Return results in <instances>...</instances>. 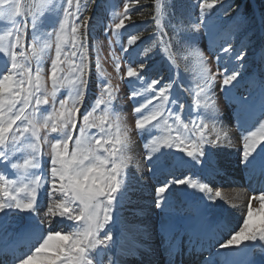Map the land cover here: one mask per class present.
Listing matches in <instances>:
<instances>
[{
  "label": "snow or ice",
  "instance_id": "1",
  "mask_svg": "<svg viewBox=\"0 0 264 264\" xmlns=\"http://www.w3.org/2000/svg\"><path fill=\"white\" fill-rule=\"evenodd\" d=\"M253 0H249L248 12L245 13L240 5L234 8L229 5L230 11L226 19L230 22L232 29L249 30L245 32L248 38L247 43L241 45L238 50L233 43L223 46L217 43L221 34L220 25L213 19L212 10L217 0H197L199 6V23L193 24V30H188L187 42L193 47L201 66V86L197 94L202 98L203 107L211 114L216 121L221 117L217 111V98L213 93L219 77V90L221 93H228L226 99H230L238 108L244 109L250 105V101L244 97L235 96L233 89L240 84L242 69L248 53L246 49L251 44V36L254 33L249 25L259 22L264 29V0L259 2V16L256 9L252 8ZM41 9L39 15L30 11L31 15V39L29 56L25 52L28 39V29L15 27V39L4 42L0 36V54L7 58L5 65L6 72L0 77V168H22L28 174L24 177L26 183L14 187L13 181H7L4 175H0V220L3 217L14 213L27 214L39 223L32 224L30 236L25 241L27 247L19 255H12L10 261L0 259V264H125L120 251V241L117 235V225L122 219L117 215V210L125 207L130 202L129 193L134 189L129 187L131 174L128 169L132 163L129 151L130 130L119 122L120 114L116 109L120 106L113 102L117 100L119 88L111 81L102 85V92L107 99H97L92 111L88 110L87 97L91 84V69L89 63V51L87 44L88 31L91 17L84 16L78 23L77 20L87 11V5L77 3L75 11H72L73 2L67 0V6L57 3L56 0H41L37 6ZM124 12L120 14L119 22L114 24V29L120 30L125 27V19L131 10L128 3L123 5ZM159 7V5H158ZM223 7V5H221ZM63 12L61 17L60 13ZM21 13L19 0H0V18H7L14 26L16 17ZM239 17V20H237ZM51 19L52 31L43 33L42 29L48 26L46 21ZM159 26V18L154 17ZM196 19V18H193ZM56 21L59 27L55 26ZM70 28V33H69ZM55 36V55L51 58L50 69L47 80L51 81V89L47 87V80L39 65L41 54L52 47V36ZM42 37H46L41 45ZM141 37L130 35L127 45L121 44L123 55L115 57L113 63L117 73L121 70L119 60L128 57L130 47L135 45ZM207 40L205 47L209 55H215L218 66L217 72H212L204 65L210 63L206 60L195 45ZM71 44L75 49L69 55L64 51L66 45ZM119 43V41H116ZM112 46V41L109 47ZM99 52V49H97ZM231 53L219 70V65L224 57L221 55ZM154 54L151 46L145 47L140 54L145 62L140 63L138 68L127 67L125 76L142 80L146 84V91L152 95L151 100L144 98L143 103L132 109L135 116V129L141 133L148 132L151 123L157 117L164 118V105L171 103L176 105L178 98H171L170 93L177 84H180L179 69L176 75L171 77L170 83L163 84V77L152 79L148 82L144 73L148 69V59ZM264 61V42L254 52ZM37 60L35 72L29 66L30 60ZM71 58L72 62L69 63ZM72 72V78L67 80L69 95L59 99L57 107V92L65 85L63 75L64 65ZM97 68L100 67L99 58L96 61ZM239 65V67H237ZM171 70V66H169ZM261 72H264V63L260 64ZM139 93L133 90L130 99L136 103ZM159 100L158 107L148 111L152 101ZM200 101H198V104ZM104 104L102 115L95 116L96 108ZM51 105V111L43 115L42 106ZM260 106L264 109V81L260 85ZM179 108H185L179 104ZM144 110V111H142ZM148 112V114H144ZM110 113L115 116L113 124ZM82 116V121H81ZM223 119L231 120V114L225 108ZM178 124L181 122L180 115L175 116ZM186 129L188 125H183ZM200 125L194 119L193 129ZM113 127L115 133L113 134ZM264 128V124L261 125ZM95 128L100 132L99 137H90L88 129ZM79 135H75L76 132ZM225 138L228 132H224ZM188 140V143L185 141ZM217 140H206L201 134L198 139L190 140L178 135L174 138L165 139L159 147H153L150 154L145 157L148 161L153 176H158L160 157L164 156V148L171 150L173 147L180 152L186 153L191 161L201 163L205 156V145H217ZM155 145L156 141L153 139ZM145 147H148L145 145ZM49 149L45 152L44 149ZM27 149L28 157L23 160L22 165L13 163V153ZM158 155H152L151 153ZM257 155L260 157L261 166L264 167V133L258 137L256 133L250 132L244 137L241 161L244 167L252 164ZM47 157V159H46ZM182 163L183 157L180 158ZM139 169V164L136 165ZM31 169L33 171L28 172ZM38 173V174H37ZM180 186H187L191 189H198L199 193L207 194V201H216L221 198V192L216 190L212 195V188L207 183L193 181L188 177L183 179H168L165 173L159 186L155 187V207L164 213L165 220L160 225L162 237L161 245L167 251L169 259L167 264H184V260H176V248L171 237L166 235L170 231L179 232L177 241H181L185 233L189 239L184 245L187 247V255H193V249L198 252H208V256L201 259H192L190 264H216L217 258L221 256L219 250H224L222 264H264V221L253 222L254 210L251 200L248 202L247 214L243 217L242 225L238 230H233L230 238L223 243L218 240L208 243L205 247L201 242L199 246L194 243V237L200 236L203 239L212 240L207 231V213L214 207L200 197V202L189 208H177L175 194L180 191ZM186 191V189H183ZM23 193V197L20 195ZM47 199V206L44 200ZM261 209H264V194L259 196ZM261 209L256 210L259 214ZM185 212L190 213L189 222L180 224L173 217ZM43 213V216L41 215ZM47 223V228L44 227ZM57 225L66 226L68 231L56 230ZM139 228V225H132ZM219 243V250L214 254L212 248ZM245 246L247 259L237 262L229 259L228 252H233ZM7 250H0V256H6ZM259 258V260L257 259ZM140 264H144L141 260Z\"/></svg>",
  "mask_w": 264,
  "mask_h": 264
},
{
  "label": "rangeland",
  "instance_id": "2",
  "mask_svg": "<svg viewBox=\"0 0 264 264\" xmlns=\"http://www.w3.org/2000/svg\"><path fill=\"white\" fill-rule=\"evenodd\" d=\"M56 2L67 6V0H56ZM72 2V11H75V5L77 3L87 5V11H84L82 16L79 17L77 20L78 23L87 14H89L87 15L88 17L92 14L87 37L89 63L92 73L90 90L87 97L88 110L92 111L97 99H107L106 95L102 92V85L98 83V81L102 80L107 83L110 80L114 86H118L119 88V98L113 102L120 106L116 109L120 114L119 122L122 126L130 130L128 155L132 157V163L128 169L131 174L128 183L129 187L134 190L129 193L130 202L127 203L124 208L117 210V215L122 219V223L117 225V235L118 233L120 234L119 241H123L124 243V239H126L131 242L128 250L121 249L123 243H120V251L124 254L122 258L125 264H140V260L137 258L135 259V257L138 256L142 259H147L153 243L161 241L163 238L162 235L156 234L160 231V225L165 220V216L163 212L155 207L154 200L155 187L159 186L165 173H168V179H183L188 177L200 183H207V181H209L207 184L212 188L213 196H215L217 189L220 190L221 198H217L216 201L212 203L214 207L211 208L213 213L210 219L211 223L215 217L216 219L218 217L223 219V226L222 228L219 227V229L221 228V233L224 231L225 226L232 225L233 228L230 234L224 238L226 240L230 238L233 230H238V226L242 225L243 217L247 214L249 200H251V206L254 210L253 222L258 224L264 221V209H261V201L259 200V196L264 194V167L261 166L258 155L256 160L248 165V167H244L241 161L244 137L248 136L250 132L256 133L257 137L261 133H264V128L261 127V125L264 124V109L260 106V85L261 82L264 81V72H261L260 64L264 63V61H261L259 56L254 55L259 45L264 42V29L261 28L259 22L257 21L249 25L254 35L251 36V44L246 49L248 56L245 61V67L242 69L243 74L240 77V84L233 89L235 96L248 99L250 105L247 108L240 109L230 99H226L229 94L220 92L219 80H221L222 77H219L216 87L213 89V93L218 101L217 111L221 118L214 121L208 110L203 107L202 98L197 95L202 83L201 66L197 55L193 51V47L186 40L188 30L191 29L194 31L193 24L200 22L198 19L200 10L197 0H72ZM19 3L21 5V13L15 18V26L8 21L7 18H0V36H3L4 42L7 43L15 39V27L21 29L27 28L29 30L28 39L24 50L26 54L30 56V46L33 40L31 39V15L29 13L31 11L35 12L37 15L40 14L41 9L37 6L41 3V0H19ZM125 3H128L131 9L128 12V17L130 19H125V27L123 29L116 30L114 29V24L119 22L120 14L124 12L123 5ZM228 4V0H217V4L212 10L211 16V19L215 20L221 27V34L217 43L223 46L227 44L229 34L240 31L232 29L230 22L226 19L229 13ZM221 5H223V7H221ZM253 9L257 10L256 15L258 17L259 9L256 3L253 5ZM60 15L61 17L63 16L62 11ZM154 17L159 18V26H157V20L154 19ZM46 24L48 26L42 29L43 33L52 31L51 19L47 20ZM55 26L57 28L59 27L58 21H56ZM248 30L247 28L245 31L247 32ZM130 35L140 36L141 39L130 47L128 57L119 60L121 70L117 73L113 59L123 55L120 45H127V40ZM235 36L238 38L236 34ZM45 39L46 37H42L40 42L41 45L45 42ZM247 39L246 37L244 39L238 38L237 43L239 48L236 45L235 47L238 50H245L241 48V45L247 43ZM54 41L55 36L53 35L49 41L52 43V47L41 54L39 61V65L42 68L46 80L51 65V58L55 55ZM110 41H112L111 47H109ZM116 41H119V43H116ZM206 44L207 40H204L195 45V47L200 50L206 60L210 61V63L204 66L210 68L212 72H217L218 66L215 55H209L205 47ZM149 46L153 48L154 54L148 59V69L144 73L148 82H151L152 79L163 77L164 79L161 86L170 83L171 77L176 75V69L178 68L181 83L177 84L170 93V99L178 98V103L176 105L166 103L164 105V118L161 119L157 117V120L151 123L148 132L141 133L139 130L135 129V119L139 117L134 115L132 109L139 106V103H143L145 97L151 100L154 93L149 95L146 91L147 86L142 80L138 81L135 78H127L125 73L127 67L131 66L133 68H138L140 63L145 62L140 54L145 47ZM97 49H99V52H97ZM74 50L75 49L72 48L70 43L64 48V51L69 53V55ZM230 55L231 53L222 55L224 60L221 61L219 70L223 69V64ZM98 58L100 60L99 68H97L96 65ZM72 59L74 58H71L69 63L72 62ZM6 63L7 58L4 57L3 54H0V77L6 72ZM37 63L35 58L30 60L29 66L33 72H35ZM169 66H171V70H169ZM237 67H239V65H237ZM64 69L63 75L65 77V85L57 92V107L59 99H64L69 95L67 80L72 78V72L68 68V64L64 65ZM47 87L49 90L51 89L50 80H47ZM133 90L139 93V96L136 98V103L130 99ZM183 91L185 94H183ZM198 101H200L199 104ZM185 102L188 103L186 111L184 108H179V104H185ZM158 105V99L152 101V105L149 106L148 111L155 110ZM104 108V104L99 105L94 115H102ZM225 108H227V111L231 114V120L235 118L233 121L234 123L231 120L223 119ZM44 109H46V111H43V115L46 116L48 111H51V105L42 106V110ZM144 114H148V112H144ZM176 115H180L182 123L178 124L176 122ZM80 119L82 121V116ZM110 119L113 124H115V116L111 113ZM169 119L171 123L168 124ZM194 119L200 125L195 131L192 129ZM185 124L188 125L187 129L183 126ZM112 131L114 134V127ZM225 131L228 132L226 138L224 136ZM88 134L90 137L100 136L99 130L95 128L88 129ZM201 134L206 140L215 141L217 140V136L220 137V141L217 145H205V156L202 158L201 163L198 164L191 161L190 158L186 156V153L180 152L176 147H173L171 150L164 148L163 151L165 155L160 157L158 176H148L151 166L145 157L150 154V150L153 147H159L165 139L174 138L178 135H181L182 138L188 137L190 140H196ZM75 135H79V132L77 131ZM138 135H141L143 140H141ZM153 139L156 141L155 145L152 143ZM185 142L188 143V140ZM145 145L148 147H145ZM44 151L48 152L49 149L46 148ZM151 154L158 155L154 152ZM13 157V163L22 165L23 160L29 158L28 151L27 149H23L20 152H14ZM181 157H183L184 161H189L187 163L189 169L184 176H182L184 172H178L179 167H182V165H178V160H180ZM171 161L176 163V166L173 168H170L172 164ZM208 162L214 163L209 165L210 170L206 168ZM137 164L140 166L139 169L136 167ZM254 164H256L255 168L257 170L251 171V165ZM186 168L183 170L185 171ZM199 168L201 173L203 169L213 173V178L204 179L205 174H194ZM31 171L33 170H28V172ZM220 171L222 172L221 174ZM27 174L28 173L25 172L24 169H13L11 165H8L7 168H0V175H4L7 181H13L14 187H19L21 183H26L27 181L24 180V177ZM150 182H157L158 184H151ZM180 189H184V186H180ZM188 191L189 190H187V193ZM178 192L179 191L175 194L177 208L181 206ZM187 193L185 192L183 195V198L186 199L183 202L185 209L189 208ZM196 193L197 195L195 196L198 201H200V197H203L205 201H207L206 194L199 193L198 189L193 191V194ZM226 194L233 195L232 199H229L230 202L228 198L224 196ZM239 194L241 198L238 202L236 200L232 201L235 199L236 195ZM20 195L23 197V193H20ZM192 198L193 197H191V199ZM43 203L46 207L48 203L47 199H45ZM230 203H233V207L230 206ZM209 204H211V202H209ZM195 205L197 204H193L192 206L194 207ZM257 209H261L259 214H256ZM41 215L43 216V213H41ZM189 216L190 213L185 212L179 216L173 217V219L182 218L180 219L181 221L189 222ZM7 220L15 230V236H18V231L24 227V233L26 231L25 238H29L30 236L29 230L31 225L39 223L34 220L33 217L18 212L8 215ZM132 225H139V228H134ZM0 226L3 228L4 223H0ZM44 227L47 228V223H45ZM56 230L68 231L71 229H68L66 226L57 225ZM27 232H29V235ZM176 234H178V232L173 231L169 236H174ZM151 235H155L156 237H150ZM178 235H180V233ZM185 235H187V233H185ZM224 239L221 240L220 243H223L225 241ZM154 247L156 248V244H154ZM19 248L25 250L26 247L20 245ZM160 248H163V250L161 251L159 248L155 250V252H158V256L161 253L159 257L166 252L162 245H160ZM176 250L178 251L179 247H177ZM218 250L219 244L216 246L214 245V250L212 252L215 254ZM219 251L221 252V256L218 258L219 264H221L224 250ZM137 253H145L146 256L144 257ZM230 253L235 256L239 255L240 258L247 257L245 246L240 247V249L236 251L228 252L227 256L229 259L232 257H229ZM203 257H205V255H203L202 258ZM257 259L259 260V258ZM148 260L150 259L148 258ZM153 263L156 264V261L154 260L152 264ZM34 264H38V262H34Z\"/></svg>",
  "mask_w": 264,
  "mask_h": 264
},
{
  "label": "bare ground",
  "instance_id": "3",
  "mask_svg": "<svg viewBox=\"0 0 264 264\" xmlns=\"http://www.w3.org/2000/svg\"><path fill=\"white\" fill-rule=\"evenodd\" d=\"M260 158V157H259ZM255 166H256V164H254V165H251V171H255V170H257L256 168H255ZM215 169V168H214ZM217 169V168H216ZM222 172L220 171V174H221ZM256 174V173H255ZM225 197H227L228 198V201L230 202V200L229 199H232V194H226V195H224ZM241 198V195L239 194V195H236V197H235V199L234 200H232V201H237L238 202V200ZM186 202V201H185ZM189 202V201H188ZM235 205V204H234ZM190 205H188V207H189ZM230 206L231 207H233V203H230ZM238 206V205H237ZM236 206V207H237ZM236 207H234V208H236ZM6 216L5 217H3V219L2 220H0V223H4V226H3V228L0 226V243L1 242H5V241H8L9 239H11L12 238V236L15 234V230L12 228V226H11V224L10 223H8L7 221H6ZM222 228V227H221ZM221 228H220V231H221ZM17 230V229H16ZM160 230V229H159ZM8 231H10V232H8ZM217 231H218V228H217ZM19 232V233H18ZM17 233L18 234H20L21 236H24V227L22 228V229H20L19 231H18ZM10 233V234H9ZM25 233H26V231H25ZM127 233H128V231H127ZM140 233V232H139ZM173 233V231H170V232H168L166 235H171ZM27 234L29 235V232H27ZM123 234H125V233H123ZM158 234H160L161 235V232L160 231H158V233L156 234V235H158ZM218 234V232H216L215 231V233H214V235H217ZM219 234H222L221 232L219 233ZM126 235V234H125ZM155 235H151L150 237H154ZM187 236H189V234H187ZM156 237V236H155ZM172 237V236H171ZM177 238V237H176ZM176 238H175V241H176ZM221 239H222V237H219V239L218 238H216L215 236L214 237H212V240L210 241V240H206V239H204L203 240V243L204 244H208V243H211L212 241H215V240H218L219 241V243H220V241H221ZM224 240H226V239H224ZM174 241V242H175ZM5 243H7V242H5ZM5 243H1V245H0V250H4V246H5ZM9 243H11V242H9ZM120 243H121V241H120ZM122 243H123V241H122ZM219 243H215L214 245L216 246L217 244H219ZM222 243V242H221ZM178 247H179V250L177 251V250H175L176 251V253H182L181 252V247H182V244H180V243H178ZM242 247V246H241ZM213 250H214V246H213ZM162 251V250H161ZM123 253V252H122ZM156 254L158 253L157 251L155 252ZM167 253V251L165 252V254ZM164 254V255H165ZM124 255V254H123ZM161 255V253L159 254V256ZM199 256H200V258L199 259H201V260H203V258H202V256L203 255H207V252H203V253H200V254H198ZM193 256H194V250H193ZM232 256V257H231ZM229 257H231L230 259H232V260H235V261H237V262H240V261H245L246 259H247V257H244V258H240L239 257V255L238 256H235V255H232L231 253H230V255H229ZM246 258V259H245ZM194 259V258H193ZM155 264V263H154ZM216 264H219V258H217V261H216ZM222 264V263H221Z\"/></svg>",
  "mask_w": 264,
  "mask_h": 264
},
{
  "label": "trees",
  "instance_id": "4",
  "mask_svg": "<svg viewBox=\"0 0 264 264\" xmlns=\"http://www.w3.org/2000/svg\"><path fill=\"white\" fill-rule=\"evenodd\" d=\"M228 2H229V4H228V12L230 11V8H229V5H231V7L232 8H234L236 5H240V7H241V9L245 12V13H247L248 12V8H247V5H248V3H249V0H244V1H242V0H231V2H230V0H228ZM256 3V6L258 7V9H259V7H260V5H259V2H258V0H253V2H252V8H253V5ZM237 20H239L238 19V17H237ZM247 29V28H246ZM246 29H244V30H240V31H238V32H232L231 34H229L228 35V41H227V43H233L234 44V46L236 45L238 48H239V45H238V38L239 39H244L246 36H245V30ZM235 34L238 36V38H236V36H235ZM224 35V34H223ZM246 39H247V37H246ZM247 41V40H246ZM227 46V45H226Z\"/></svg>",
  "mask_w": 264,
  "mask_h": 264
}]
</instances>
